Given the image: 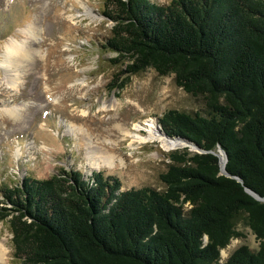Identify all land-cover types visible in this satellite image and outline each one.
Returning a JSON list of instances; mask_svg holds the SVG:
<instances>
[{
  "label": "trees",
  "instance_id": "16d2710c",
  "mask_svg": "<svg viewBox=\"0 0 264 264\" xmlns=\"http://www.w3.org/2000/svg\"><path fill=\"white\" fill-rule=\"evenodd\" d=\"M102 14L115 87L153 68L202 97L157 117L199 149L167 151L161 187L73 167L0 180L17 264H264V0H103ZM239 223L259 245L221 259Z\"/></svg>",
  "mask_w": 264,
  "mask_h": 264
},
{
  "label": "rangeland",
  "instance_id": "374dc122",
  "mask_svg": "<svg viewBox=\"0 0 264 264\" xmlns=\"http://www.w3.org/2000/svg\"><path fill=\"white\" fill-rule=\"evenodd\" d=\"M102 4L0 0V180L18 182L24 174L43 178L73 167L87 175L94 169L116 174L121 188L161 187L165 153L188 145L167 137L157 117L168 108L200 110L202 97L187 93L172 75H159L153 68L115 87L118 79L112 77L123 66L113 61L116 53L103 46L113 22L102 14ZM10 38L29 51L27 59L16 60V54L10 60ZM73 126L82 129L74 132ZM88 149L94 150L93 157L88 158ZM99 155L109 162L90 166L89 160L96 162ZM8 218L0 220L3 264H17ZM238 228L243 236L230 240L220 251L221 259L239 244L259 245L247 226L239 223Z\"/></svg>",
  "mask_w": 264,
  "mask_h": 264
},
{
  "label": "bare ground",
  "instance_id": "6f19581e",
  "mask_svg": "<svg viewBox=\"0 0 264 264\" xmlns=\"http://www.w3.org/2000/svg\"><path fill=\"white\" fill-rule=\"evenodd\" d=\"M20 30H24V29H20ZM25 31V30H24ZM33 30H27V31H25L26 33H28L29 34V36H32V35H34L33 34V32H32ZM10 40V46H9V52H8V56L9 57H11V56H13V55H16L17 54V58H16V60H21V59H27V57L29 56V51L27 50V49H25V48H23V45H22V43H17V41H15V39L14 38H10L9 39ZM14 53V54H13ZM7 54V53H6ZM10 60H15L14 58H10ZM102 109H107L106 108V106L105 105H103V108ZM74 125V124H73ZM138 125V124H137ZM157 126V125H156ZM142 127V126H141ZM151 126H149V128H150ZM148 128V129H149ZM81 129L82 128H80V126L79 127H74L73 126V130H74V132H76V131H81ZM145 130V129H144ZM85 131V130H84ZM147 131V130H146ZM158 132V131H157ZM160 133V132H159ZM128 134H130V135H133V138L134 137H138L139 138V136H137V134H133V133H128ZM158 134V133H157ZM151 135V134H150ZM143 137H145V136H140V138L142 139ZM156 137V136H155ZM155 137H153V138H155ZM148 138H149V136H148ZM137 140V139H136ZM143 140H144V138H143ZM138 141V140H137ZM140 142V141H139ZM175 142V140H172L171 142H167V141H165L164 142V144H173ZM178 142V141H177ZM88 143H90V145H91V140L88 138ZM87 143V144H88ZM179 143V142H178ZM181 143L183 144V143H186V141H184V139H181ZM190 143V142H189ZM190 144H192V143H190ZM89 145V146H90ZM179 146V145H178ZM88 158L89 157H93L92 155H93V153H94V150H89L88 149ZM111 156V155H110ZM109 162V160H108V158H107V156L106 155H99V156H97V160H96V162H94V160H89V165L90 166H92V167H100V165L101 164H106V163H108ZM6 253H5V248L2 246V244L0 243V264H3V260H4V255H5Z\"/></svg>",
  "mask_w": 264,
  "mask_h": 264
},
{
  "label": "water",
  "instance_id": "95a60500",
  "mask_svg": "<svg viewBox=\"0 0 264 264\" xmlns=\"http://www.w3.org/2000/svg\"><path fill=\"white\" fill-rule=\"evenodd\" d=\"M165 134V133H164ZM167 137H170V136H168L167 134H165ZM175 138H178V139H184V138H182V137H180V136H176ZM185 140V139H184ZM191 143V142H190ZM192 146L193 147H195L196 149H199L196 145H194V144H192ZM260 199H262V200H264V198H260Z\"/></svg>",
  "mask_w": 264,
  "mask_h": 264
}]
</instances>
